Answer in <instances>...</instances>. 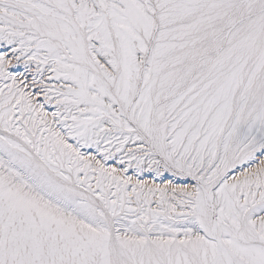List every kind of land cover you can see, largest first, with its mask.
Returning a JSON list of instances; mask_svg holds the SVG:
<instances>
[{
    "label": "snow or ice",
    "instance_id": "6c2138e0",
    "mask_svg": "<svg viewBox=\"0 0 264 264\" xmlns=\"http://www.w3.org/2000/svg\"><path fill=\"white\" fill-rule=\"evenodd\" d=\"M0 264H264V0H0Z\"/></svg>",
    "mask_w": 264,
    "mask_h": 264
}]
</instances>
